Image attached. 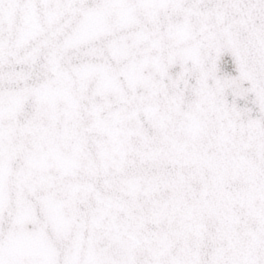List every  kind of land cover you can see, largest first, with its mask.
Returning <instances> with one entry per match:
<instances>
[{
    "label": "snow or ice",
    "instance_id": "obj_1",
    "mask_svg": "<svg viewBox=\"0 0 264 264\" xmlns=\"http://www.w3.org/2000/svg\"><path fill=\"white\" fill-rule=\"evenodd\" d=\"M0 264H264V0H0Z\"/></svg>",
    "mask_w": 264,
    "mask_h": 264
}]
</instances>
